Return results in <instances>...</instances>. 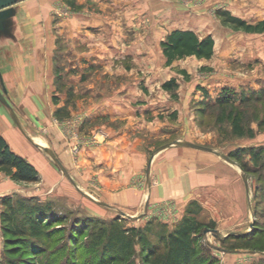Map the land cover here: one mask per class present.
Masks as SVG:
<instances>
[{
  "label": "crops",
  "instance_id": "crops-1",
  "mask_svg": "<svg viewBox=\"0 0 264 264\" xmlns=\"http://www.w3.org/2000/svg\"><path fill=\"white\" fill-rule=\"evenodd\" d=\"M55 1L21 0L20 24L27 26L25 39L18 41L23 50L14 55L8 40L0 43V72L7 99L23 109L20 123L33 136L32 142L25 130L24 133L15 127L34 145L22 138L19 143L24 151L19 155L41 174L36 184H41L42 189L63 186L59 170L38 151L42 150L40 146L45 147L35 140L39 138L50 145L80 190L129 214L139 213L145 198L154 211L162 204L169 208L170 216H183L195 201L209 211L214 221L226 215L230 223L227 229L241 222L237 215L244 213L249 192L238 165L215 152L174 144L207 146L198 129V112H193L192 101L201 96L210 102L213 93L209 92V96L198 89L199 95L193 96L194 88L183 92V83L177 80L175 95L163 87V78L140 76L133 54L135 45L123 36V13L120 14L134 0H79L91 8L58 16V22L49 14ZM106 5L119 8L111 25ZM176 29L196 33L192 28ZM139 48L136 45L135 52ZM22 53L25 55L20 57ZM130 57L131 67L127 68L124 61ZM163 60L169 68L176 62L168 65L164 54L161 63ZM147 68L153 70L151 66ZM104 85L110 86L104 89ZM221 92H217L218 98ZM65 124L69 131L73 129V138L64 133ZM13 129L0 117V133L11 148L8 135ZM167 145L171 146L164 148ZM263 146L264 133L234 146L232 151ZM152 156L151 188L146 190L140 180ZM13 184L16 185L0 173V196L8 195Z\"/></svg>",
  "mask_w": 264,
  "mask_h": 264
},
{
  "label": "rangeland",
  "instance_id": "rangeland-1",
  "mask_svg": "<svg viewBox=\"0 0 264 264\" xmlns=\"http://www.w3.org/2000/svg\"><path fill=\"white\" fill-rule=\"evenodd\" d=\"M63 2L66 5H63L58 0L52 4L53 8L51 7L52 9L49 11V14L55 17L54 21H59L58 16H69L72 13L77 14L83 12L86 8H91L88 4L80 3L79 0H63ZM103 2L109 3V0ZM16 7L18 12L8 27L13 34L7 39L9 42H6L7 46H12L9 51H12L14 55L21 53L23 50V47H19L18 41H22L23 38L25 39L27 34V26L20 24L22 15L20 14V6L17 5ZM96 7L98 10H101L99 9L100 7ZM106 7L104 6L106 8L105 14L111 17L109 18L111 23H108V25H111L112 22H115L116 10L119 8L115 9L107 5ZM123 8L120 11V14L123 13V16H121V19H123V36L127 42H134L131 43V45H135L133 54L135 55L136 63L138 62L137 67L139 66L140 76L142 78L147 79L151 76L159 79L163 78V80H166L164 83L170 82L171 80H179L183 83V92L189 88H194L193 96L199 95L197 92L198 89L203 90L209 96V92L213 93L210 96L212 99L210 102H206L205 98L201 96L199 98L196 96L192 101L193 112H198L196 114L198 129L201 131V135L204 137L203 141L207 145L204 147L212 149L213 147L219 146L221 149L217 151L230 158V153L234 151H232L234 146L244 145L264 133V33L249 34L234 30L225 25L220 16L221 12H228L248 23H256L264 19V0H134L133 5ZM100 13L103 14V10ZM131 23H133V26H131ZM176 28H192L199 37L211 35L216 41V54L206 62L193 57L176 61L170 68L164 64V60L161 63V59L163 58L162 42L171 30ZM132 31H136V33L132 34ZM136 45L140 47L139 52L138 50L135 52ZM23 46H25V42ZM24 55L22 53L20 57ZM124 62L128 65L127 68L131 67V57ZM148 66H151L152 68L150 69L153 70H148ZM134 67H136L135 64ZM216 83L220 86H216ZM113 85L116 86V83ZM104 86V89H108L110 85ZM97 88L99 89L98 85ZM0 89L2 90L1 83ZM218 91H222L220 96L225 93L229 95V103L215 108H209L208 104H215L219 99ZM169 92L171 94L177 93V87L169 90ZM10 104L14 108L19 121H21L20 116L23 118V109L19 108L16 102L14 103L12 101ZM229 114L232 115V118L238 117L240 119L243 130L245 131L244 136L234 134L231 121L228 120ZM0 117L2 121L5 118L9 125L14 126L13 131L11 133L9 132L8 135L10 144L14 148L13 151L17 152V154L24 151L19 143L22 138L34 147L23 133L20 134L16 130L15 127L18 128V125L11 116L10 111L1 103ZM27 130H25L26 134L33 140V136ZM63 131L66 135L72 138L74 137L75 133H73V129L69 131L66 124ZM248 131H252V134L250 135ZM35 140L37 143L50 148V145L45 144L43 140L39 138H35ZM258 149H253V151ZM229 150H231L230 153H228ZM244 150L247 151L249 149ZM38 151L44 153L51 160L43 150ZM221 158L224 159L222 156ZM241 158V163L245 166L238 164L232 159L241 169L242 178H246L248 182V204L245 206L244 213L237 215V218L241 222L227 229L225 226L230 223L226 222V215L222 216V220L214 221L209 211H205L201 205L199 207H192L195 212H198V219L205 226L198 245L204 252L202 251L203 253L200 254L197 264H207V258L211 260V262L209 261L210 264H264V250L254 251L253 245L251 249L242 248L243 242L241 239L230 238L228 241H224V238L230 233H238L237 235L247 234L246 236H248L254 231H257L262 233H259L257 236L261 237L262 240L259 245L264 249V157L258 163L252 153H246ZM224 160L227 161L226 159ZM52 163L60 172L63 182V186L60 188L61 190L42 189L43 186L41 184L38 186L36 183L27 184L15 182L17 186L13 184L12 190L8 195L14 197V200H23L22 207L17 205V201L13 202L20 217L23 216V209L25 207L30 208L35 204L41 203L52 204L55 209L65 213L68 216L69 223L64 226L65 228L63 229L65 231L60 235L61 243H64V240L69 235V227L74 218L75 221L78 219L86 223L84 228L88 227L87 233L83 235L81 242L85 243L90 241L92 245L94 243L95 233L99 232L103 224L109 227L110 223L116 219L121 220L119 225L124 228L135 227L137 229H146L150 239L157 241L154 234L157 233L159 228L165 224L169 231L174 230L187 215L186 209L183 216H176L175 214L170 216L168 214L169 208H164L163 204L162 208H155L154 211V208L152 209L150 207L149 199V206L146 212V198L143 200L139 213L129 214L121 207L111 205L105 199L102 200L89 196L84 190L79 189L76 182V185H74L53 161ZM261 178H263L262 183ZM140 182L142 188L149 190L146 179V167L142 173ZM4 196H0V214L5 209L1 201V198ZM121 212L134 216L135 218L130 219L123 216ZM165 221L169 222L166 223ZM251 223H253V228H251ZM149 224H151L150 227H148ZM207 228L219 230L220 235L211 232L204 233V230ZM5 241L6 239L0 220V264H9L8 260L11 259L8 256ZM210 244L231 250V252L225 253L213 249ZM235 247L237 249H232ZM102 249V246L99 248L90 246L88 249L81 250L80 257H83L87 264H96L100 259L99 256L102 253ZM37 259L41 264L43 261H47L48 257L44 255ZM132 259H134L133 264H142V255L138 246H136V252ZM14 261L17 264H33L35 262V260H25L22 253H19L14 258ZM63 263L64 260L57 262V264ZM126 263L128 264L129 262L127 261ZM122 264H125V262Z\"/></svg>",
  "mask_w": 264,
  "mask_h": 264
},
{
  "label": "trees",
  "instance_id": "trees-1",
  "mask_svg": "<svg viewBox=\"0 0 264 264\" xmlns=\"http://www.w3.org/2000/svg\"><path fill=\"white\" fill-rule=\"evenodd\" d=\"M220 16L223 23L234 30L249 34L264 33V20L248 23L228 12H221ZM162 49L168 65L191 56L198 59H211L215 52V40L211 35L199 37L192 30L176 29L171 31L162 42ZM176 87L175 80L164 84L166 90H172ZM226 103H229L227 93L222 95L215 104H208V107L215 108ZM228 120L231 121L235 135H245L238 117L232 118V115L229 114ZM248 132L250 135L252 134V131ZM246 153L254 154V159L258 163L264 157V146L256 151L238 149L230 153V158L242 165L241 157ZM0 173H4L16 183H38L41 180L36 167L13 151L1 134ZM260 180L262 183L263 178ZM1 201L5 209L1 211L0 220L6 239L7 253L11 258L8 260L9 264H17L14 258L19 253L24 255L25 260H35L33 264H40L37 258L44 255L48 257V260L41 264H57L59 260L60 262L64 260L63 264H87L85 259L80 257V252L90 246L94 248L102 246L103 248L96 264H122L123 262L127 264V261L133 264L134 259L132 258L136 252V246L141 251L142 264H197L200 254L204 252L198 245L205 226L198 219V212L192 209L193 206H200L195 201L189 204L187 215L174 230L169 231L165 224L159 228L154 234L157 241L150 239L146 229L124 228L119 225L121 220L116 219L110 223L109 227L103 224L99 232L95 233L92 245L90 241L81 242L88 227L84 228L86 223L78 219L75 221V218L69 227V235L64 243H61L60 235L65 231L63 228L69 223V219L65 213L55 209L52 204L41 203L30 208L25 207L23 209L24 214L20 217L13 202L17 201V205L22 207L23 200H14V197L5 195ZM150 226L151 224L148 225V227ZM259 233L254 231L248 236H246L247 234L229 235L224 238V241L226 242L230 238L241 239L242 248L251 249L253 245L254 251H263L264 249L259 245L262 240L261 237L257 236ZM232 249H237V247ZM207 261V264H210L209 258Z\"/></svg>",
  "mask_w": 264,
  "mask_h": 264
},
{
  "label": "water",
  "instance_id": "water-1",
  "mask_svg": "<svg viewBox=\"0 0 264 264\" xmlns=\"http://www.w3.org/2000/svg\"><path fill=\"white\" fill-rule=\"evenodd\" d=\"M20 1L21 0H0V43L2 41H4L5 39L7 40L8 38H10L11 35L13 34V33H11V31L9 30L8 27H9V24H11L13 18L16 17V14L18 12V9H17L16 6L20 3ZM0 83H1V86H2V90L0 89V103L6 109H8L10 111L11 116L13 117L15 123L24 132L23 127H22V125H21V123H20V121H19V119H18V117H17V115H16V113L14 111V108L12 107V105L10 104L8 99L6 98L7 89H6V87H5L4 83H3V78H2L1 72H0ZM28 138L33 142V140L30 137H28ZM174 144H178V145H181V146L192 147V148L203 150V151L215 152V153H218L219 155H221L227 161L236 164V162H234L231 158H229L225 154L219 153L217 150H213V149L208 148V147L200 146V145H197V144H194V143H190V142H176ZM169 146H171V145H167L164 148H167ZM40 148L51 158V160L62 171V173L74 185H76L74 180H73V178L71 177L70 173L68 172L66 167L63 165V163L60 161V159L55 154V152L49 147L40 146ZM153 158H154V156L151 157V159H150V161L148 163V166H147V171H146V177H147V182H148V185H149V189L151 188L150 176H151V166H152ZM244 181H245L246 185L248 186V182H247L246 178H244ZM148 204L149 203H148V199H147L146 206H145V211L146 212L148 210V206H149ZM121 214L123 216H126V217L130 218V219L135 218L134 216L127 215L124 212H121ZM139 218H141V217H139ZM251 228H253V223H251ZM209 232L214 233L216 235H220V231L217 230V229H209V228H207V229L204 230V233H209ZM237 234L238 233H230L227 236H229V235H237ZM210 246L213 249H216V250H219V251H222V252H225V253L231 252V251H228L226 249L217 247V246L212 245V244H210ZM263 255H264V253H263Z\"/></svg>",
  "mask_w": 264,
  "mask_h": 264
}]
</instances>
